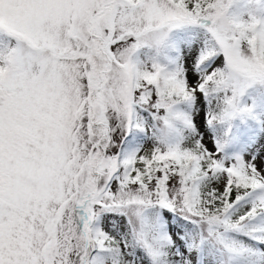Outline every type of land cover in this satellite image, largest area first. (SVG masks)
I'll return each instance as SVG.
<instances>
[{
  "label": "snow or ice",
  "instance_id": "snow-or-ice-1",
  "mask_svg": "<svg viewBox=\"0 0 264 264\" xmlns=\"http://www.w3.org/2000/svg\"><path fill=\"white\" fill-rule=\"evenodd\" d=\"M0 264H264V0H0Z\"/></svg>",
  "mask_w": 264,
  "mask_h": 264
}]
</instances>
